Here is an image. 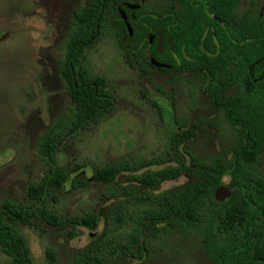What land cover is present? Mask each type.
<instances>
[{
    "label": "trees",
    "instance_id": "1",
    "mask_svg": "<svg viewBox=\"0 0 264 264\" xmlns=\"http://www.w3.org/2000/svg\"><path fill=\"white\" fill-rule=\"evenodd\" d=\"M126 2L139 4V7H128ZM200 3L201 0H177L169 8L165 2L151 7L137 0H86L74 13L73 31L61 67L73 107L69 114L50 127L39 145L41 156L52 164L51 168L40 181L29 186L27 204L6 200L0 206V245L11 257L12 264L31 263L30 248L20 226L36 227L40 222L62 225L69 220L96 228L101 222L98 213L65 217L49 208L50 197L57 199L51 190L63 188L70 176L73 188L87 186L91 181L82 180L75 174L78 166L69 168L58 164L57 155L79 131L108 120L115 109V95L106 77L93 74L85 67L86 52L103 38L110 37L125 61L140 72L157 68L150 56L160 63L171 64L176 74L185 69L196 71ZM122 12L128 15L132 33ZM150 34L155 35L152 44ZM251 65L250 97L211 99L217 109H223L226 119L234 126L235 141L226 149L209 159H201L190 149L189 141L195 130L178 127L166 150L170 165L150 170L145 168L159 163V158L125 159L110 162L95 171L94 179L113 189L112 198L124 195L126 199L123 200L127 201L137 195H134L137 185L121 187L117 184V176L122 172L143 170L129 179L141 183L144 191L135 199L148 203L150 208L145 209L133 224L127 221L124 210L116 208L123 200L117 201L105 216L108 228L92 244L78 250L72 264H100L104 257L98 252L103 251L104 235L110 228L125 225L133 231L125 242L117 245L109 242L110 251H149L148 231L153 229L156 233L180 232L185 239L197 238L210 264H264V177L256 169L264 151L262 49L253 51ZM160 69L169 71L161 66ZM159 109L161 111V107ZM182 150L191 160L186 161ZM184 173L190 180L181 186L156 194L145 191L151 187L156 189L161 182ZM225 179L233 182L232 193L226 199H218L216 191L224 185ZM68 233L76 234V231L68 230ZM49 255L55 260L53 252L49 251Z\"/></svg>",
    "mask_w": 264,
    "mask_h": 264
},
{
    "label": "rangeland",
    "instance_id": "2",
    "mask_svg": "<svg viewBox=\"0 0 264 264\" xmlns=\"http://www.w3.org/2000/svg\"><path fill=\"white\" fill-rule=\"evenodd\" d=\"M85 1L0 0V33H9L0 37V206L6 200L27 204L29 186L51 168L52 164L41 156L39 145L50 127L73 107L61 67L73 31L74 13ZM137 1L151 7L167 2ZM84 65L91 73L106 77L115 95V109L108 120L79 131L65 143V150L57 155L58 164L78 166L75 174L91 181L87 186L73 188L70 176L63 188L51 190L57 199L50 197L49 208L65 217L98 213L101 222L96 228L69 220L62 225L40 222L36 227L20 226L30 248V264H72L77 251L92 244L108 228V210L126 197L112 198L113 189L94 179L97 169L125 159H164L177 127H203L190 149L206 159L235 141L233 127L202 95L196 77H174L158 68L140 72L125 61L110 37L86 52ZM156 100L161 111L153 102ZM210 122L217 123L218 130L209 128ZM182 154L185 155L183 150ZM256 169L264 177V152ZM135 173L122 172L116 178L117 184H135L129 179ZM186 179L181 176L179 180L165 181L159 191ZM122 203L121 208H116L124 210L127 221L133 224L148 207L133 198ZM117 228H110L103 237V251L98 253L108 256H103L100 264H129L125 258L110 255L118 252L110 251L108 243L125 242L133 231L128 225ZM196 239H185L180 232L149 237L150 264H210ZM49 251L56 255L55 260ZM0 264H12L1 245Z\"/></svg>",
    "mask_w": 264,
    "mask_h": 264
},
{
    "label": "flooded vegetation",
    "instance_id": "3",
    "mask_svg": "<svg viewBox=\"0 0 264 264\" xmlns=\"http://www.w3.org/2000/svg\"><path fill=\"white\" fill-rule=\"evenodd\" d=\"M173 1L176 2L177 0H167L165 3H167L168 7L171 8ZM129 4L132 3H127L128 7H130ZM200 4L201 12L198 29L197 70L193 71L190 69H185L180 74H176L177 71L171 64L160 63L153 56H150V60L151 58L157 60L159 62L158 64L152 63L156 65L158 69H160V66L169 69V71L165 72L172 74L174 77H196L200 85L202 95L208 99L215 111H221L224 114L223 109H217L211 102V99H233L242 96L245 98L250 97L252 53L257 48H260L264 51V0H201ZM8 34L9 33L5 34V32H2L0 33V37L5 38ZM151 35H153L154 38L152 42L150 41V44H152L155 40L154 34H150L148 36ZM186 56L190 58L187 53ZM153 102L155 103V101ZM156 102L157 103H155V105L158 108L161 107L159 106V100H156ZM208 125L211 126L209 128H217L218 130L217 123L210 122ZM230 126L234 127L231 124ZM202 129L203 127H199L198 125L190 128V130H195V134L191 136L189 144ZM212 139L211 140L214 142L215 139ZM183 152L185 151L183 150ZM166 155L167 153L165 151V158H159V163L152 164L155 166L154 168L147 169L153 170L170 165L171 159H169ZM183 156L186 158V161L191 160L190 156L186 154V152L185 155L183 154ZM199 158L204 159L200 156ZM142 171L143 170L138 171L136 174ZM181 176H185L188 180L186 179V181H184L182 184L176 185L175 187L181 186L190 180V177L186 173L181 174L178 178L171 180H179ZM226 180L225 183L232 182L229 179ZM163 182L160 183L158 188H146L145 191L152 192L153 194L167 191H159V188ZM135 184L137 185L135 189L140 190L139 193H137L135 190L134 195L137 194L135 195L136 198V196H140V194H142L144 189L142 188L140 182H136ZM122 196L124 195L119 197ZM135 198L133 199L136 202L145 203L142 201L140 202L138 201L139 199L137 200ZM121 200H123V198ZM146 204L148 205L146 209L150 208V205L148 203ZM169 233H156V231L150 229L148 231V236L153 238ZM150 251L151 249L142 253L139 251H136L135 253L118 252L111 253L110 255H115L118 259L125 258L129 264H150ZM101 256L106 258L108 254H101ZM103 261L101 263H103Z\"/></svg>",
    "mask_w": 264,
    "mask_h": 264
},
{
    "label": "water",
    "instance_id": "4",
    "mask_svg": "<svg viewBox=\"0 0 264 264\" xmlns=\"http://www.w3.org/2000/svg\"><path fill=\"white\" fill-rule=\"evenodd\" d=\"M129 6L132 7V8H138L139 4H129ZM122 15H123L124 19L127 22L128 29L132 33L133 32L132 26H131V24L128 21L127 14L125 12H122ZM153 38H154L153 35L149 36V39H150L151 42L153 41ZM151 60L155 64L159 63L154 58H151ZM232 189H233V183L232 182H226L222 187H220L216 191V198H218V199L228 198L231 195V193H232Z\"/></svg>",
    "mask_w": 264,
    "mask_h": 264
}]
</instances>
